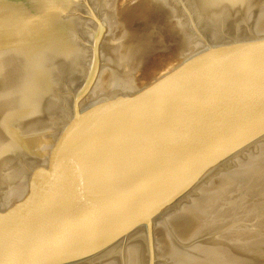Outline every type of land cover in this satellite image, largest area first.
Masks as SVG:
<instances>
[{
  "label": "water",
  "instance_id": "water-1",
  "mask_svg": "<svg viewBox=\"0 0 264 264\" xmlns=\"http://www.w3.org/2000/svg\"><path fill=\"white\" fill-rule=\"evenodd\" d=\"M0 2L17 32L79 0ZM154 82L72 127L0 213V264H264V36L206 44Z\"/></svg>",
  "mask_w": 264,
  "mask_h": 264
},
{
  "label": "rangeland",
  "instance_id": "rangeland-1",
  "mask_svg": "<svg viewBox=\"0 0 264 264\" xmlns=\"http://www.w3.org/2000/svg\"><path fill=\"white\" fill-rule=\"evenodd\" d=\"M0 6L4 9V4ZM70 19L74 20L70 28L62 25L63 47L55 39L48 40L53 35L44 34L46 23H39L37 30L26 25L23 34L27 43L18 45L21 50L9 46V50H0V210L24 201L27 182L38 173L40 154L44 156L47 145L50 148L52 132L67 125L73 103V111L84 115L82 105L87 95L96 92L108 101L123 96L117 93L137 91L141 88L133 87L137 77L141 76L143 83L145 74L162 76L167 64H177L182 58L179 53L186 54L192 46L195 49L190 55L206 43L264 36V0H79L61 21L49 24L59 26ZM8 40L15 39L8 36ZM40 43L48 46V54L38 50ZM32 44L34 53L30 56ZM175 56L180 58L174 60ZM36 62L45 68L40 74L44 82L40 90L28 89L27 96L20 98L17 93L24 94L27 82L25 66L32 68ZM37 70L40 72L39 66ZM136 73L140 75L135 77ZM38 75L33 67L28 82H39ZM109 77L112 79L107 81ZM18 81H23V87ZM14 197L18 202L12 204Z\"/></svg>",
  "mask_w": 264,
  "mask_h": 264
},
{
  "label": "bare ground",
  "instance_id": "bare-ground-1",
  "mask_svg": "<svg viewBox=\"0 0 264 264\" xmlns=\"http://www.w3.org/2000/svg\"><path fill=\"white\" fill-rule=\"evenodd\" d=\"M1 3V2H0ZM41 3H42V0H41ZM49 2H48V0H45L42 4H41V6H42V8H45L43 5H46V6H49V4H48ZM63 5H61L60 7H62ZM1 9H3L2 7H0ZM18 12H23V10H21V9H18ZM17 15H19V14H17L16 12H15V14L13 13L12 15H10V18H9V21L10 22H12V20L13 21H16V16ZM56 22H58V20H55ZM55 21H52V22H55ZM73 19H70V20H68V21H64V22H62L59 26H57V24L56 25H50L48 22L49 21H47L46 22V24H44V34L46 33V32H51V35H53V36H51V38H50V36L48 37V40H52L53 39V41H54V39H55V41H56V43H58L61 47H63V32H64V30H63V26L62 25H67L69 28H70V24H73ZM20 26L18 27V30L19 31H17L16 32V30L14 29V28H11V29H9L7 32H5V31H0V34H2L1 36H0V50H3V49H8L7 47L9 46V48L10 49H13V50H18L19 49V46L18 45H20L21 44V47H23V46H25L26 45V43H27V37L25 36V34H23V30L24 29H26V26H23L22 24H19ZM48 26H50L51 27V29L50 30H47V27ZM34 27H36V30H37V25H35ZM8 29V28H7ZM6 29V30H7ZM73 29V28H72ZM31 31V30H30ZM42 32V31H41ZM69 32H70V30H69ZM43 33V32H42ZM28 35H30V33L28 34ZM8 36H12V38H14L15 40H8ZM25 36V37H24ZM24 37V38H23ZM59 40L61 41V43L59 42ZM53 43H55V42H53ZM17 45V47H16V49H15V46ZM187 44V43H186ZM207 44V43H206ZM14 45V46H13ZM187 45H189V46H191V44H187ZM10 46H12V47H10ZM52 46H54V44H52ZM188 46V47H189ZM39 49L38 50H43V52H45V54H48V52H49V48H48V46L46 45V44H43V43H40L39 44ZM187 46H186V49L188 48ZM193 48L191 49L190 48V50L189 51H187L186 49H184V50H186V54H181V52L179 53V56L181 55L182 56V58H180L179 56H178V58H176V56H177V54H176V56H175V58H174V60H176V59H181V61L180 60H177V61H179V62H177V64H176V62H171V64L169 63V65L167 64V68L168 69H166V71L162 74H160V72H162V71H158L159 72V74L160 75H162V76H157V75H155V76H157L158 78H161V77H163V76H165V75H167V74H169L170 72H172L173 70H175L177 67H179V65H181L182 63H183V61L185 60V59H187L188 57H189V55L194 51V49H195V47L194 46H192ZM37 49V47L35 48V50ZM9 50V49H8ZM19 50H21V49H19ZM34 50V51H35ZM181 50H183V49H181ZM31 52H33V44L29 47V49H28V54L31 56ZM53 52H55V51H53ZM184 52V51H183ZM34 53V52H33ZM51 53V52H50ZM49 53V54H50ZM96 53H97V51H96ZM95 53V54H96ZM44 54V55H45ZM51 54H53V53H51ZM50 54V55H51ZM174 57V56H173ZM32 58V57H31ZM31 62H32V60L29 62L30 64H31ZM94 65H96V62H97V57H96V55H95V57H94ZM173 63V64H172ZM30 64H27L26 66H25V69H24V74H23V76L25 77V78H27V82H25L24 83V86H25V91H23L24 92V94H22L21 92L20 93H17V94H20V98H22L24 95L25 96H27L26 95V92L28 91V89H30V90H34V89H38V90H40V88H41V85L43 84V79H44V76H41L40 74H41V72L45 69L44 67H41V65H42V63H38L37 64V62H36V64H34L33 65V67H34V70L36 71V75H38V73H39V77H40V81L39 82H35L34 84H33V82L31 83V82H28L29 81V78H28V75L30 74V72H31V69H33V67L32 68H29L28 67V65H30ZM38 66H39V68H40V72H38V70H37V68H38ZM142 67V66H141ZM132 68V67H131ZM130 68V69H131ZM152 68H153V66H152ZM138 69V68H137ZM163 69H165V68H163ZM128 70V69H127ZM131 70H133V69H131ZM135 67H134V70H133V72L135 73ZM139 70V69H138ZM150 70V69H149ZM153 70V69H152ZM152 70H151V72H152ZM140 71V70H139ZM138 72V71H137ZM143 72V71H142ZM126 73V72H125ZM130 74V73H129ZM137 74V73H136ZM143 74V73H142ZM115 75V74H114ZM113 75V76H114ZM135 75V74H134ZM133 75V76H134ZM140 75V74H139ZM138 74L137 75H135V77L136 76H139ZM146 75V77H144L143 79L145 80L143 83L142 82H140V80L142 81V78L140 79V77L141 76H139V77H137L138 79H136L135 81H136V83H135V85L133 86V87H139V86H141V88L140 89H143V88H147V87H149L150 85H152L153 83H155L154 81L155 80H158V78L157 77H153L151 74H145ZM125 77H126V75H125ZM128 77V76H127ZM113 78H115V77H113ZM129 78H130V76H129ZM11 79H12V76H11ZM109 79H112L111 77H109L108 79H107V81H109ZM119 79V78H118ZM126 79V78H125ZM113 81H116V78H115V80H113ZM127 81V80H126ZM125 81V82H126ZM18 82H20V84H21V87H23V85H22V83H23V81H22V83H21V81H18ZM17 82V83H18ZM117 82V81H116ZM16 83L13 81V82H11V86H13L14 87V85H15ZM85 84V83H84ZM108 84H110L109 82L107 83V85ZM113 84V83H112ZM126 85H127V83H125ZM131 84V83H130ZM129 84V85H130ZM17 85H19V84H17ZM17 85H16V88H17ZM87 86H89V83H88V85ZM112 86V85H111ZM131 86V85H130ZM144 86V87H143ZM20 87V88H21ZM19 88V89H20ZM86 88V87H85ZM100 89V88H99ZM135 89V88H134ZM86 90V89H85ZM84 90V91H85ZM89 90V89H88ZM87 90V91H88ZM139 90V89H138ZM11 91V90H10ZM16 91H18V89H16ZM103 91V90H102ZM106 92V91H105ZM108 92V91H107ZM107 92H106V94H107ZM28 93V92H27ZM89 93H90V91H89ZM103 93V92H102ZM93 94V95H92ZM92 94H90V95H87L86 96V98H84L83 100H85V104H83L82 106H84L85 105V108H84V110H83V108H82V110H83V112H85V114L84 115H82V113H81V111H79L80 113H81V115L82 116H80L78 113H77V111H73L74 109H73V106H74V103H73V105H72V115H70V119H69V121L67 120V125L64 127V128H62V129H60V130H55V131H53L52 132V135H50V136H52V142H50L51 143V145H50V148H49V146L47 145L46 146V148L48 147V149H46L45 147H44V151H45V153H44V156L43 155H41L40 154V157L42 156V159H41V161L39 162V166L40 167H38L37 169V171H35V172H38L37 174H36V176L35 177H33L34 179L32 180V182L30 183V181L29 182H27V194H26V198L24 199V201H23V203H25V202H27V200L29 199V197L31 196V194L33 195V192H34V188H35V186L37 185V183H38V181L39 180H41V179H43V178H45V177H47L49 174H51L52 173V171H53V169H54V166H55V164H56V161H57V159H58V156H59V153H60V151H61V148H62V146H63V143H64V141H65V139L68 137V134H69V132L71 133L73 130H71L72 129V127L75 125V124H77V125H83L84 123H86V122H88V121H90V120H92V119H94V118H96V117H98V116H100V115H103V114H105V113H107V109L106 108H103V105H105V104H103V105H98L99 103H102V101H104V100H102L101 99V97L100 96H98L97 94H96V92L95 93H92ZM101 93H99V95H100ZM106 94L105 95H101V96H106ZM115 94V93H114ZM94 96H96L95 98H94V100L93 101H89V99L91 98V97H94ZM9 97H10V95H9ZM73 97V96H72ZM77 97V96H76ZM121 97H123V96H121ZM121 97H115V98H113L112 100H108V102L106 103V104H108V103H111V102H113V101H115V100H118L119 98H121ZM13 98V97H12ZM105 98V97H104ZM103 98V99H104ZM84 102V101H83ZM88 103V104H87ZM96 105H98V106H96ZM96 106V107H95ZM71 108V107H70ZM95 108V111L93 112V114H88V112L90 111V110H92V109H94ZM15 110H17V109H15ZM14 110V111H15ZM9 115V114H8ZM81 119V120H80ZM66 121V120H65ZM64 121V122H65ZM63 123V122H62ZM27 141V140H26ZM24 147H26V146H24ZM22 149V148H21ZM26 149H27V147H26ZM47 150V151H46ZM39 155V154H38ZM42 164V165H41ZM29 179H32L31 177L29 178ZM28 179V180H29ZM31 184V185H30ZM25 192H26V189H25ZM17 198V197H16ZM8 200V199H7ZM1 201V200H0ZM9 201V200H8ZM16 202H18L16 199H15V197H14V200H12V202H10V203H12V204H15ZM2 203V202H1ZM20 204H21V202H20ZM19 205V204H18ZM17 205V206H18ZM12 206V205H11ZM17 206H15V207H17ZM15 207L14 208H12V207H10V208H7V209H2L1 211H0V213H2V214H5V213H9L10 211H12L13 209H15Z\"/></svg>",
  "mask_w": 264,
  "mask_h": 264
}]
</instances>
